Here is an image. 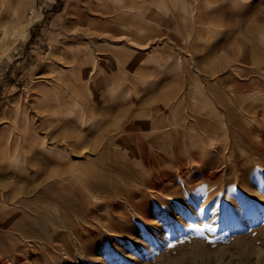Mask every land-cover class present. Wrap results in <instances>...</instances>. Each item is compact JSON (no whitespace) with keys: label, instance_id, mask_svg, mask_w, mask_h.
<instances>
[{"label":"rangeland","instance_id":"rangeland-1","mask_svg":"<svg viewBox=\"0 0 264 264\" xmlns=\"http://www.w3.org/2000/svg\"><path fill=\"white\" fill-rule=\"evenodd\" d=\"M0 25V264H264V0H0Z\"/></svg>","mask_w":264,"mask_h":264},{"label":"bare ground","instance_id":"bare-ground-1","mask_svg":"<svg viewBox=\"0 0 264 264\" xmlns=\"http://www.w3.org/2000/svg\"><path fill=\"white\" fill-rule=\"evenodd\" d=\"M13 16V15H12ZM14 16H15V14H14ZM87 20H89V19H87ZM31 24H33L32 23V21H30L29 23H27V24H25L24 26H23V28L21 29V34L22 35H24V34H28V32H29V27H30V25ZM75 25H76V27H77V23H74ZM68 25V27H67V29H65V30H63L64 32L63 33H65V36L67 37H74V36H77L78 34L80 35V34H83L84 33V35L85 36H87V35H89V37H91V35L93 34L94 35V33L93 32H89L88 31V33L86 34V29L84 30V31H86V32H82V33H80V30L78 31L79 33H77V32H75L76 30H74L73 29V32L72 31H69L68 30V28H69V24H67ZM71 25V24H70ZM1 26V25H0ZM66 26V25H65ZM74 26V25H73ZM66 28V27H65ZM31 29V28H30ZM78 29H82V28H77V30ZM83 30V29H82ZM105 31V30H104ZM108 31V30H107ZM91 33V34H90ZM21 34L19 35V36H21ZM104 34V33H103ZM103 34H101V35H103ZM107 34L109 35V33L107 32ZM106 33H105V35H107ZM100 36V35H99ZM93 37V36H92ZM104 38H107L108 39V36L107 37H105V36H103ZM118 37H119V35H118ZM117 37V38H118ZM122 36H120L119 38H121ZM14 38V37H13ZM16 38V37H15ZM21 38V37H20ZM57 38V37H56ZM95 38V37H94ZM111 38V37H110ZM1 39V38H0ZM22 39V38H21ZM69 40H71L70 38H68ZM81 39V38H80ZM23 40V39H22ZM109 40H111V39H109ZM116 40V39H115ZM51 41H54V40H51ZM56 41V40H55ZM60 41V40H59ZM66 41V40H65ZM73 41V40H72ZM75 41V40H74ZM73 41V42H74ZM113 42V41H112ZM49 44H51V43H49ZM110 44H113V43H110ZM52 46V45H51ZM145 46V45H144ZM52 48H55V46H54V44H53V46H52ZM57 48V47H56ZM55 48V49H56ZM103 48V47H102ZM50 49V48H49ZM104 49V48H103ZM80 51H83V50H80ZM81 53H83V52H81ZM47 55V54H46ZM79 55H80V53H78V52H74L72 55H71V58H74L73 59V61H76V59L79 57ZM47 57V56H46ZM57 59V60H56ZM63 59V57H59L58 56V54H57V51L56 52H53V53H51L50 55H49V62L48 61H46V63L48 62L49 63V68H50V70H51V72H53V73H58L59 71L58 70H56V69H54V65L57 63H59L60 64V62H61V60ZM86 61H88V59H85ZM94 62V61H93ZM92 63V62H91ZM95 64H96V62H95ZM45 65H47V64H45ZM83 65L85 66L86 64L85 63H83ZM84 66H82V67H84ZM45 67V66H44ZM71 67H72V65H71ZM73 67H74V65H73ZM86 68H87V66H85ZM45 68H48V66L47 67H45ZM44 68V69H45ZM48 68V69H49ZM86 68H84V69H86ZM94 68H95V66H93V68L91 69V70H93V73H94ZM69 69V68H68ZM88 70H90L89 68H88ZM88 70H85V71H83L82 72V70H81V77H85V75H88V77L90 76L89 74H87V72L86 71H88ZM70 71H71V68H70ZM96 71V70H95ZM86 72V73H85ZM111 72V71H110ZM52 73V74H53ZM46 74H48V72L46 73ZM50 74V73H49ZM48 74V75H49ZM111 74H113V72H111ZM108 75V74H107ZM40 76V75H39ZM53 76V75H52ZM91 78H92V76H90ZM110 78V77H109ZM112 78V77H111ZM82 79V78H81ZM85 79V78H84ZM90 79V78H89ZM113 79V78H112ZM82 81V83H83V80H81ZM110 82H112V81H110ZM261 83V82H260ZM263 83V82H262ZM261 83V84H262ZM111 84V83H110ZM107 85H108V83H107ZM83 86H84V84H83ZM26 87H28V86H26ZM109 89H110V87H108ZM25 91H26V89H25ZM111 91V90H110ZM23 92V91H22ZM27 92V91H26ZM112 96H116V93L115 94H113ZM103 98H105V97H103ZM260 98H263V97H260ZM100 99H102V98H100ZM98 100V99H97ZM261 101H263V100H261ZM107 103H108V101H106ZM75 103H77L76 101H75ZM99 103H102V102H97V103H95V104H91V108L89 109H87V106L86 107H84L83 106V108H84V112L81 114V116L80 117H78V118H80V120L81 121H84L86 118H87V116H89V115H92L94 112H95V110H97L99 107ZM263 103H264V101H263ZM64 104H65V101H64V103H63V107H65L64 106ZM89 104V103H88ZM58 105H61L62 106V104H58ZM66 105V104H65ZM107 105H109V103L107 104ZM88 106H90V105H88ZM62 107V108H63ZM18 108H19V106H18ZM60 108V107H59ZM85 108H86V110H85ZM21 109V108H20ZM23 109V108H22ZM22 109H21V111H22ZM64 109V108H63ZM72 109H73V107H72ZM72 109H71V111H72ZM252 109V108H251ZM80 111V110H79ZM25 112V111H24ZM77 112V111H76ZM248 112V111H247ZM19 113H20V111H19ZM81 113V112H80ZM252 113V112H251ZM254 113V112H253ZM256 113V112H255ZM247 114V113H246ZM259 114V113H258ZM79 115V114H78ZM77 115V116H78ZM254 115H256V114H254ZM248 116V115H247ZM155 117V116H154ZM17 118H19V117H17ZM16 117H15V119H17ZM18 120V119H17ZM177 124V123H176ZM29 126V125H28ZM91 126H94V124H92ZM22 128V127H21ZM25 128H26V126H25ZM24 127L22 128L23 130V132L26 130ZM27 128H29V127H27ZM31 126H30V130L29 131H32V130H34L35 128H33L32 130H31ZM260 128L261 129H264L263 128V126H260ZM25 129V130H24ZM17 130V129H16ZM19 130V129H18ZM28 130V129H27ZM50 130V129H49ZM221 130H223V129H221ZM20 131H21V129H20ZM20 131L19 132H17L20 136V138L19 139H21V138H23L22 137V135L24 134H26V133H23L22 135H21V133H22V131H21V133H20ZM36 130H34L33 132H35ZM211 131V130H210ZM16 132V131H15ZM14 132V133H15ZM37 132V131H36ZM53 132H55V131H53ZM264 132V131H263ZM30 133H32V132H30ZM220 133V132H219ZM261 133H262V130H261ZM260 133V134H261ZM35 134V133H34ZM34 134H32V135H34ZM221 134V133H220ZM263 134V133H262ZM14 135V134H13ZM16 135V134H15ZM30 135L31 134H29V138H30ZM47 136H50V137H53V133L51 132V130H50V132L47 130H45V131H42V141H40V143H42L43 144V149H45V150H47V152L51 155V156H56V155H60V153L61 152H63V150L60 152V151H58L59 149L58 148H56L57 150L56 151H54L53 149H51V147H50V145H49V143L48 142H46V140H45V138L47 137ZM217 136V135H216ZM12 137H14V136H12ZM25 137H27V136H25ZM49 137V138H50ZM258 137V136H257ZM15 138H18V137H14L13 138V141H15L16 139ZM38 138V137H37ZM36 138V139H37ZM7 138H5V140H6ZM24 139V138H23ZM47 139V138H46ZM64 139L66 140L67 138H65L64 137ZM214 139V138H213ZM212 139V140H213ZM216 139V138H215ZM224 139L225 140H227V136H226V132H225V130H224ZM30 140V139H29ZM38 140V139H37ZM41 140V139H40ZM72 140V139H71ZM8 141H11V136L8 138ZM22 141V140H21ZM69 141V140H68ZM216 141V140H215ZM5 142H7V140L5 141ZM18 142H19V140H18ZM23 142H24V140H23ZM22 142V143H23ZM70 142V141H69ZM12 143H15V142H12ZM7 144V143H6ZM21 144V143H20ZM19 144V145H20ZM66 144H68V143H66ZM228 144V143H227ZM64 146L62 147L64 150H66V153L65 154H67L68 152H69V150L67 149V147H66V145H65V143L63 144ZM69 145V144H68ZM10 146V145H9ZM22 146V145H21ZM24 146V145H23ZM40 146V147H41ZM10 147H12V146H10ZM28 148V147H27ZM10 149V148H9ZM30 149V148H29ZM27 150V149H26ZM32 150H33V148H32ZM28 153H29V151H27ZM262 152H264V151H262ZM33 154V153H32ZM25 154H23L22 156H24ZM22 156H20V157H22ZM36 156V155H35ZM20 157H18V158H20ZM27 157V156H26ZM17 158V157H16ZM18 158L16 159V161L18 160ZM15 159V158H14ZM21 159H24V158H21ZM29 159H30V157H29ZM32 159V158H31ZM25 161V160H24ZM30 161V160H29ZM7 162V161H6ZM20 162V161H19ZM18 162V163H19ZM32 162V161H31ZM12 164H15V163H13V162H11ZM22 163V162H21ZM26 163H28V162H26ZM25 165V164H24ZM13 165H11V167H12ZM19 167H20V164L18 165ZM21 166H23V165H21ZM26 166V165H25ZM15 167V166H14ZM27 167V166H26ZM28 168V167H27ZM12 169V168H11ZM15 169H17V168H15ZM21 169V171H23L22 170V168H18L17 170H20ZM24 169V168H23ZM17 170L15 171L16 173H17ZM20 171V172H21ZM25 172H27L26 170H25ZM18 173H19V171H18ZM5 190V189H4ZM4 190H2L3 191V195H7L9 192H7V191H4ZM21 196V195H20ZM19 196V197H20ZM23 197V196H22ZM2 198H3V196H2ZM4 200V199H3ZM15 200H13V202H14ZM87 201V200H86ZM2 202V201H1ZM0 202V203H1ZM7 203V202H6ZM4 204V203H3ZM10 204V203H9ZM87 204V203H86ZM1 205V204H0ZM16 205H17V203H16ZM20 205V204H19ZM13 205L11 204V207H12ZM18 206V205H17ZM1 207V209H5L6 207L8 208V207H10L9 205L8 206H0ZM10 207V208H11ZM20 207V206H19ZM18 207V208H19ZM22 207H24V206H22ZM81 207H83V206H65L64 207V209H61L62 211L61 212H59V211H57V213H55V214H53L52 216H48L47 214H46V210L45 209H43V210H39L38 211V213H35L36 214V218H37V220H36V223L40 226V229H39V232H41L40 230H42V232H43V235H45L46 233H47V231H45L44 229H41V228H46V225H45V223L47 224V221L46 220H49V219H53V218H55L56 220V223H57V225H59L60 227H66L67 225V223H69V214H75L76 216H79L81 213H82V208ZM6 208V209H7ZM15 208V207H14ZM12 210V209H11ZM25 210V209H24ZM13 211V210H12ZM18 212V211H17ZM46 221V222H45ZM45 222V223H44ZM58 226V227H59ZM36 227V226H35ZM17 228H19V227H15V229L16 230H20V229H17ZM1 229V228H0ZM4 230V229H3ZM55 230V229H54ZM12 231H14V230H12ZM18 232V231H17ZM52 232H54V231H52ZM7 234H9V233H7ZM42 234V233H41ZM17 235L19 236V234L17 233ZM16 235V236H17ZM9 236V235H8ZM10 236H12V235H10ZM16 236H14V237H16ZM17 236V237H18ZM13 237V239H15ZM12 238V237H11Z\"/></svg>","mask_w":264,"mask_h":264}]
</instances>
